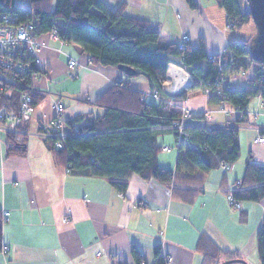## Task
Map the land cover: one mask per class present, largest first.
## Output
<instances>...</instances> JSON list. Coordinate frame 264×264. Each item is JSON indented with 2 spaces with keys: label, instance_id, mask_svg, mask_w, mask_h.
Wrapping results in <instances>:
<instances>
[{
  "label": "crops",
  "instance_id": "crops-1",
  "mask_svg": "<svg viewBox=\"0 0 264 264\" xmlns=\"http://www.w3.org/2000/svg\"><path fill=\"white\" fill-rule=\"evenodd\" d=\"M102 1L112 9L125 5L128 17L142 19L158 31L161 44L181 43L185 35L190 48L202 40L207 55L217 56L227 44L246 40V29L225 28L226 14L212 0H195L193 9L185 0ZM37 40L43 47L30 91L38 98L31 119L20 128L26 140L24 152H0L1 244L9 248L5 254L0 249V264H138L133 249L144 259L140 264H154L156 248L166 264H203L195 249L203 235L220 251L237 253L247 264H260L256 235L264 221V199L241 201V208L235 209L227 195L241 182L248 160L264 166V144L254 141L259 135L256 129H264L263 100L255 98L246 108L248 123L238 129V161L229 170L190 174L198 180L190 187L199 191L191 203L172 197L171 182L146 181L138 175L129 177L121 193L109 179L68 172L54 160L51 139L37 133L50 129L56 118L54 105L63 106L65 122L79 116L90 121L104 110L82 100L92 102L116 83L152 94L148 82L143 76L129 78L116 68L93 65L78 46L50 33ZM69 59L77 62L71 71ZM247 74L230 76L225 84L248 90ZM179 102L195 116L190 127H224L237 115L231 108L225 107L226 114L221 106L209 103L203 88L188 92ZM156 141L162 147L158 165L175 170L174 135L166 132ZM3 213H8L5 222Z\"/></svg>",
  "mask_w": 264,
  "mask_h": 264
},
{
  "label": "trees",
  "instance_id": "trees-1",
  "mask_svg": "<svg viewBox=\"0 0 264 264\" xmlns=\"http://www.w3.org/2000/svg\"><path fill=\"white\" fill-rule=\"evenodd\" d=\"M17 1L21 0H0V13H12L21 23H33L36 36L55 30L60 41L78 46L93 65L132 67L139 72L138 76L146 79L153 94L157 92L161 99L171 101L168 106L161 102H147L143 94L120 83L92 102L82 100L104 111L101 117L90 121L79 116L65 122L68 128L79 127V134L65 137L59 150L54 149L55 140L51 139L54 160L66 170L109 179L121 193L125 192L131 175H138L146 181L171 182L172 197L179 202L191 203L199 192L190 187L198 183L191 173H209L238 161L237 127L248 123L246 108L253 99L260 98L264 102V60H255L251 55L249 49L253 38L231 42L223 53L208 56L202 40L194 49L188 44L183 49L177 44H161L158 31L151 29L142 19L128 17L123 4L112 9L102 0H22L28 2L27 6H20ZM185 1L192 9L197 7L195 0ZM212 1L226 14V21L232 23L233 28L251 21L250 15L242 12L243 0ZM170 64L186 68L193 78L187 91L173 97L163 90ZM248 72L252 76L248 90H234L225 84L230 76H244ZM37 73L38 68L28 75L14 71L7 73L18 85L6 86L0 94V108L17 112L20 96L30 93L31 82ZM197 88L205 89L209 103L231 108L238 115L229 125L215 128L190 127L189 121L195 118L192 115L183 135L179 136L171 128L172 122L182 116L179 100H185L186 94ZM32 96V106H35L38 96ZM166 132L174 135L177 144L175 170L164 169L157 162L162 147L156 138ZM19 137L7 139L11 142V147L6 148L7 153L17 155L24 152L26 140L23 132ZM237 185L230 195L238 202L264 199V166L248 160L244 176ZM1 230L0 224V245ZM256 237L258 259L264 264V224ZM198 240L195 249L203 256V264H221L240 257L237 253L220 251L206 235ZM132 252L140 264L144 260L141 253L136 249ZM154 253V264H166L158 248Z\"/></svg>",
  "mask_w": 264,
  "mask_h": 264
},
{
  "label": "built area",
  "instance_id": "built-area-1",
  "mask_svg": "<svg viewBox=\"0 0 264 264\" xmlns=\"http://www.w3.org/2000/svg\"><path fill=\"white\" fill-rule=\"evenodd\" d=\"M226 26L228 28H233L234 25L231 23ZM33 30V23H21L15 14L0 13V94L3 93L6 86L18 85L14 80L7 76V73L14 71L20 75H28L34 71V68H38L37 54L43 46L41 42L37 40V36ZM50 34L53 37H57V32L55 30ZM188 42L189 37L184 35L181 43H178L177 45L180 49H183ZM67 63V67L70 71L77 66V62L73 59H69ZM73 76V74L70 75L71 78H73ZM183 89L184 88L180 89L179 92H175L174 94H169L168 92L170 91H167V89L164 91L169 94L170 97H173L175 94L183 92ZM30 93L32 94L31 91ZM30 93L25 92V94L20 96L21 99L19 101L17 112L14 113L6 108H0V152L7 147H11V142L7 140L8 138L13 136L17 137V139L21 138L19 137L22 134L20 129L21 126L26 124V122L31 119L30 117L33 113L34 107L32 106L33 94L31 95ZM143 97L151 98L152 102H161L164 106H168V104H170V102L167 104L166 101H163L157 92H154V94L143 93ZM53 110L56 118L50 125V129L48 131L37 133V135L45 139L55 140L54 149L59 150V148L62 147V141L65 137L79 134V127H66L65 120L61 116L64 108L60 104L54 105ZM221 110L226 114L229 113V111L224 110L223 107ZM192 115L193 113L191 111L183 110L181 118L177 120V122H172L171 128L178 132L179 136H182V132L187 126V120ZM209 127L215 128L213 126ZM237 128L239 129L240 127ZM256 130L259 135L254 139V141L259 144H264V129ZM169 150V148L164 149L166 152ZM222 168L224 170L230 169L228 166H222ZM67 171L69 172V170ZM227 196L228 201L233 208H241L240 202L233 199L230 194ZM7 220L8 213H3L2 222ZM63 221H66V218H64ZM262 224H264V221ZM0 248L4 254L9 251V248L3 244L0 245Z\"/></svg>",
  "mask_w": 264,
  "mask_h": 264
},
{
  "label": "water",
  "instance_id": "water-1",
  "mask_svg": "<svg viewBox=\"0 0 264 264\" xmlns=\"http://www.w3.org/2000/svg\"><path fill=\"white\" fill-rule=\"evenodd\" d=\"M244 14H249L251 21L254 22L257 28V35L252 39V45L250 47V53L255 60H264V0H243ZM118 71H122L127 77H137L139 72L132 67L120 64L116 68ZM167 73V72H166ZM167 77V76H166ZM247 264L242 259L226 260L221 264Z\"/></svg>",
  "mask_w": 264,
  "mask_h": 264
},
{
  "label": "rangeland",
  "instance_id": "rangeland-1",
  "mask_svg": "<svg viewBox=\"0 0 264 264\" xmlns=\"http://www.w3.org/2000/svg\"><path fill=\"white\" fill-rule=\"evenodd\" d=\"M17 4L18 5H23V6H27L28 5V2H26V1H17ZM227 24H231V23H229L228 21H226V25ZM249 24V25H248ZM248 24H244L243 26H240V27H237L238 29L239 28H242V29H246L245 30V33H246V37H245V39L247 40L248 38H255L256 37V35H257V28H256V26H255V24H254V22H252V21H249L248 22ZM234 27V26H233ZM225 28H228L227 26H225ZM237 28H231V29H237ZM229 29V28H228ZM171 66H176V67H178V68H181L184 72H186L188 75H189V78L191 79V82H190V84L188 85V86H186V87H184V91H187V89L191 86V84L193 83V78H192V75L190 74V71L189 70H187L186 68L184 69V68H182V67H180L179 65H177V64H170ZM169 65V66H170ZM169 68V67H168ZM167 68V69H168ZM168 71L169 70H167V73H166V78H165V80H166V83H165V86H168V87H170V88H172V87H174V85L176 84L175 83V81L174 82H172V80H170L169 79V76H168ZM247 76H248V78H250V74H247ZM143 78V77H142ZM142 78H140V79H142ZM167 89V88H166ZM162 100L163 101H166V103L168 104V102H170V104H171V101H168L166 98H162ZM148 102H151V103H154V102H152L151 100H149L148 99ZM170 104H168V105H170ZM182 108H183V106H181ZM220 108H222V106L220 107ZM223 108H224V110H228V109H226L225 108V106H223ZM183 110H185V111H187L185 108H183L181 111H183ZM222 111V110H221ZM229 111V110H228ZM223 112V111H222ZM172 152H175V149H172L171 150Z\"/></svg>",
  "mask_w": 264,
  "mask_h": 264
},
{
  "label": "bare ground",
  "instance_id": "bare-ground-1",
  "mask_svg": "<svg viewBox=\"0 0 264 264\" xmlns=\"http://www.w3.org/2000/svg\"><path fill=\"white\" fill-rule=\"evenodd\" d=\"M168 76L169 79L172 80V82L175 81V85L172 88H168L170 93L179 92L180 89L186 87L190 84L191 79L189 78V75L184 72L181 68H178L176 66H168ZM176 95V94H175Z\"/></svg>",
  "mask_w": 264,
  "mask_h": 264
}]
</instances>
